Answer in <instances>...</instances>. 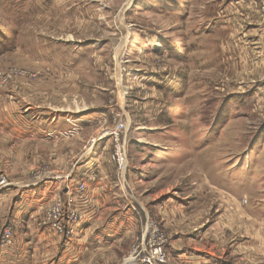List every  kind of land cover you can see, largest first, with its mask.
Instances as JSON below:
<instances>
[{"label": "rangeland", "instance_id": "rangeland-1", "mask_svg": "<svg viewBox=\"0 0 264 264\" xmlns=\"http://www.w3.org/2000/svg\"><path fill=\"white\" fill-rule=\"evenodd\" d=\"M41 1L0 0V101L27 96L42 115L99 107L105 117L79 135L69 130L48 142L8 143L0 133V189L12 187L0 190L8 197L0 202V242L1 232L10 231V243L0 248L25 246L33 264H41L53 244L81 241L85 223L87 234L94 231L101 241L88 246L81 264H138L158 247L164 259L157 264H177L184 249L209 250L227 264H259L240 244L246 234H259L264 216L258 0L252 19L229 6L235 0ZM119 122L122 168L108 139ZM23 153L28 158L19 160ZM83 162L92 173L77 177ZM44 181L55 183L49 204H58L60 230L54 222L42 226L48 206L28 223L30 230L11 213L20 187ZM78 183L85 192L66 196ZM100 185L96 209H82L79 202ZM67 208L84 222L78 233L77 222L61 214ZM246 216L252 229L235 218ZM35 231L42 242L30 243Z\"/></svg>", "mask_w": 264, "mask_h": 264}, {"label": "crops", "instance_id": "crops-1", "mask_svg": "<svg viewBox=\"0 0 264 264\" xmlns=\"http://www.w3.org/2000/svg\"><path fill=\"white\" fill-rule=\"evenodd\" d=\"M45 2V0L41 1L42 6L47 4ZM252 4V0H235V3L232 4L231 2L229 6L234 5L235 8L242 9L244 11V17L252 19V16H250V12H252V14L255 12L254 5ZM48 7H50V3H48ZM58 78L61 77L59 76ZM27 91L30 92L31 90L27 89ZM37 92L40 93L39 91ZM10 94L13 95V93ZM19 99V101L18 99H14L10 101V103H8L4 99H1L0 101V115L3 114V117H5L4 121H2L3 119H1L0 116V133L5 137V140L8 143L11 141L20 143L28 141V139L33 141L48 142L51 141V139L57 140L61 138L60 136L69 130L74 131V134L78 133L77 135H79L84 127L92 125V123L95 124V120H99L100 117H105L102 116V114L105 113H101L99 107H92L90 110L88 109V111L85 112L73 111L74 114L72 116L66 112H62V110L60 109L53 108L49 112H47L46 115H42L38 111L39 107L27 104V96H25V98L19 96ZM68 135L70 136L71 134ZM65 136L66 135H64L63 137ZM17 158H19V160H26L28 156L23 153L21 154V157ZM10 159L12 160L13 157H10ZM98 160L99 159H95L94 161L95 163H98L96 164L97 166H99V163L101 162ZM81 164V166H78V170L74 171V175H76L77 177L80 175L85 176V174H82L81 171H84L83 168H85L87 164L86 162H83ZM95 170L99 172V169ZM77 171H80L81 173H78ZM84 172L92 173V171H88V169ZM75 182H77V180L73 179L69 181L70 184H73ZM89 182L91 183L93 181ZM54 184V181H49V184H47V181H44L42 183H33L30 187H26L25 185H23V187H20L18 189L21 191L19 197L13 195L14 197L10 199L12 200L10 204V208L12 210L11 213L12 215H14L15 212L16 215L14 216V218H16V220L20 219L22 221H25L26 225H28V223L30 222L32 223V218L35 215L41 214L40 212L45 209L51 202L53 193H55ZM11 188L12 187H9L7 184L1 187L0 190H2V192L10 193L9 190ZM99 188H102V185L95 186L94 189H92V193L89 194V199H87L85 203L83 201L79 202V205H81L82 209H96V204H99V198L96 195L95 191H98ZM3 196L5 195H3L2 193L0 197L1 203L5 199H8V197L4 198ZM86 217L88 219L89 215H87ZM235 218H238V224L241 225V228L243 230L252 229V218H248L247 216L244 219L240 217ZM259 218L262 224V229H259V234H246L240 244L245 249H250L251 253H249L251 255H256L259 258V264H264V216H260ZM91 219H94L95 221L96 217L90 218V221H92ZM82 223L84 222L75 224V231H77V233L80 231L79 234L81 237V241H79L78 237L77 240L74 239L71 241H65V243L58 242V244H53L50 252H48L47 255L44 254L46 256L42 258L41 264H81V261L83 262V257H87V255H89L90 253L88 252V246H90L91 248L92 246H94V241H101L100 236L92 234L94 231H92L91 234H87L88 226L86 228V224L84 223L82 227H80ZM42 226L44 227V224ZM79 227L81 229H79ZM26 229L30 230L32 228L28 225ZM82 232H84L83 235L81 234ZM42 241L43 239L41 234L38 231H35L32 234L30 243H38ZM23 248L22 245L20 249L19 247H10L8 249L0 248V264H28L29 260L31 259L25 254V246ZM32 250L33 252L36 251V249ZM175 257V262L177 264H227L222 262L221 258L214 254V252H211L209 250L198 251L193 249H184V251L179 252ZM34 260L35 259H32L30 263L33 264Z\"/></svg>", "mask_w": 264, "mask_h": 264}, {"label": "built area", "instance_id": "built-area-1", "mask_svg": "<svg viewBox=\"0 0 264 264\" xmlns=\"http://www.w3.org/2000/svg\"><path fill=\"white\" fill-rule=\"evenodd\" d=\"M259 2V6L261 8V11L262 13L264 14V0H258ZM123 128V124L121 122H119L115 129L113 131H110L108 132V136H109V141L113 139V153L111 156H114L116 155L117 156V161H118V166L120 168H122L125 164V161H126V158H125V154H124V147L123 145L119 142V139H118V136L119 135L117 132L122 130ZM115 135V137H114ZM53 177V176H52ZM38 180V179H37ZM39 181V180H38ZM86 190V185L84 183H81L77 185L76 189L73 188L72 186H69V188H67V192L68 194L66 196H70L72 194L76 193L79 194L80 192H85ZM56 206H58V204H56L55 206H53V204H49L48 207L45 209V214H46V220L47 222L44 223V225H46V223L50 224V223H53V227L55 230H60V224L59 221H58V216L60 215V212L58 211V209L56 208ZM71 209H68L67 208V211H63L61 212L62 215H66L67 218H68V221L69 222H74L77 221V219L75 217H73V213H71ZM71 213V215H70ZM61 215V216H62ZM69 227V225H66L65 228ZM68 233H74V228L71 227V229H68ZM1 235H2V240L0 243H2L4 246H6L7 244H9L10 242H8L7 240L9 239V236H10V231H9V227L7 226V228L1 232ZM135 255H132V254H129L128 256V261H134L133 258H134ZM164 259V254L161 252V248L158 247V250L154 249L153 251V256L150 255V256H143L141 257V259H139V264H157V262H162ZM126 263V262H125Z\"/></svg>", "mask_w": 264, "mask_h": 264}]
</instances>
